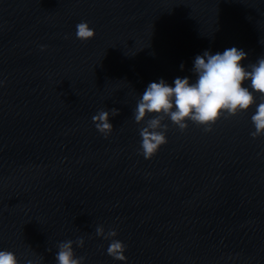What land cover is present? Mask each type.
I'll list each match as a JSON object with an SVG mask.
<instances>
[{
	"label": "water",
	"instance_id": "obj_1",
	"mask_svg": "<svg viewBox=\"0 0 264 264\" xmlns=\"http://www.w3.org/2000/svg\"><path fill=\"white\" fill-rule=\"evenodd\" d=\"M231 46L243 63L264 55V0H0V249L55 264L57 243L82 237L83 264H264L252 109L210 131L165 119L149 159L131 117L150 81L192 76L196 54ZM105 108L118 109L107 137L91 119Z\"/></svg>",
	"mask_w": 264,
	"mask_h": 264
},
{
	"label": "clouds",
	"instance_id": "obj_2",
	"mask_svg": "<svg viewBox=\"0 0 264 264\" xmlns=\"http://www.w3.org/2000/svg\"><path fill=\"white\" fill-rule=\"evenodd\" d=\"M94 34L87 21L82 20L75 26V36L81 41H87ZM246 57L247 53L236 46L216 52L205 49L192 60V76H176L171 83L163 77L150 81L132 109L133 121L141 125L137 152L149 159L167 143L168 124L165 119L181 131L189 121L201 125L204 131H210L212 124L221 116L252 109L250 120L253 130L249 134L253 138L264 135V55L254 62L243 63ZM3 83L0 81V86ZM117 112L115 108L99 109L91 117L95 128L104 137L113 128L110 116H115ZM95 232L109 240L106 248L108 255L117 260L126 259V245L115 238L114 229L105 232L102 225H97ZM73 243L83 246V238L57 243L55 264H83L84 257L75 255ZM0 264L21 262L13 251L0 249ZM23 264H33V260L26 259Z\"/></svg>",
	"mask_w": 264,
	"mask_h": 264
}]
</instances>
